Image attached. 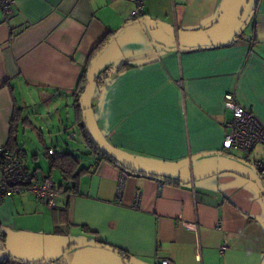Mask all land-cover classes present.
Wrapping results in <instances>:
<instances>
[{"label": "crops", "instance_id": "0c3cea01", "mask_svg": "<svg viewBox=\"0 0 264 264\" xmlns=\"http://www.w3.org/2000/svg\"><path fill=\"white\" fill-rule=\"evenodd\" d=\"M11 1L10 14L0 6V148L20 150L33 180L57 171L64 184L52 181L63 192L51 208L4 198L0 263L264 264V147L222 149L226 93L264 123V0H249L245 24L230 0H145L133 21L127 0ZM86 73L83 120L119 166L90 153L64 180L50 162L65 153L49 146V174L29 170L31 107L54 132L78 128Z\"/></svg>", "mask_w": 264, "mask_h": 264}, {"label": "built area", "instance_id": "2783aa9c", "mask_svg": "<svg viewBox=\"0 0 264 264\" xmlns=\"http://www.w3.org/2000/svg\"><path fill=\"white\" fill-rule=\"evenodd\" d=\"M127 1L134 7L128 19L133 21L140 18L145 0ZM11 4V0H0V6L7 14H10ZM223 104L229 111L230 118L224 124L226 133L222 149L238 150L248 155L257 146L264 147V123L255 116L252 109L241 106L230 92L224 95ZM47 154L54 155L53 149H49ZM254 167L258 173L264 174V163L255 162ZM0 175V203L4 198L14 194L28 193L51 208L63 192L49 178H44L40 182L33 180L24 166L23 153L20 150L0 148ZM184 226L191 231H197L196 224L187 223ZM156 264L172 263L168 260H159Z\"/></svg>", "mask_w": 264, "mask_h": 264}, {"label": "rangeland", "instance_id": "374dc122", "mask_svg": "<svg viewBox=\"0 0 264 264\" xmlns=\"http://www.w3.org/2000/svg\"><path fill=\"white\" fill-rule=\"evenodd\" d=\"M251 1L244 10L241 19H239L244 24L246 21H248V17L251 16ZM93 75L94 73H92L91 76L93 77ZM92 79H90V84L93 86V82H95V80ZM96 82H98L97 79ZM29 118L34 125V129H27V134L20 135V140L22 141L20 145L26 153L25 165L29 170L32 171L33 169L40 167L42 172H44L46 175L49 174V168L47 166L48 160L45 156L46 150L49 146H53L56 152L62 150L64 153H72L76 158H78L81 167H86L87 164L92 161L93 156L85 147L79 132V128H77L76 125L71 127V125L66 123V129H56L54 132L52 131L53 126L48 123L49 120L47 116L36 115V111L33 107L30 109ZM84 122H87V117L84 118ZM39 131L40 134H42L41 137ZM59 177L60 176L57 171L52 173V181L55 184H64V182Z\"/></svg>", "mask_w": 264, "mask_h": 264}, {"label": "trees", "instance_id": "16d2710c", "mask_svg": "<svg viewBox=\"0 0 264 264\" xmlns=\"http://www.w3.org/2000/svg\"><path fill=\"white\" fill-rule=\"evenodd\" d=\"M88 85H89V79H88V75L86 73L85 75L80 77V79L78 80V83L76 85L77 92L75 94V106H76L77 111H80V113L82 115L81 116L82 120H83V115H84V107L81 103V99H82V95L87 90ZM78 128L81 132V136L85 142L86 147L89 149V152L92 155L98 157L97 160H100V158H101L102 160L108 161L110 163H113L114 165L119 166V164L109 154H107L106 152L102 151L99 148L97 143L93 140V138L89 134L85 124H83V123L79 124ZM11 133H13V131ZM10 139H12L11 136H10ZM78 162H79L78 158H76L74 155H72L70 153H65L61 157L51 160L50 166H51V168L58 169L62 178L64 180H68V179L76 178L78 175H80L83 172H85L86 170H88L86 168H78ZM58 188L62 189L63 187L61 185ZM0 245L2 247H4V234L3 233H0ZM100 245L107 247L109 249H112L114 251H117L118 253L125 256L124 253H122L120 250H117L116 248H112L108 245H104L101 243H100ZM57 258L55 260H57ZM54 261H52V262H54ZM0 264H37V263H27V262L18 261L7 253V258L5 260H3Z\"/></svg>", "mask_w": 264, "mask_h": 264}, {"label": "water", "instance_id": "95a60500", "mask_svg": "<svg viewBox=\"0 0 264 264\" xmlns=\"http://www.w3.org/2000/svg\"><path fill=\"white\" fill-rule=\"evenodd\" d=\"M248 3H249V0H230L227 10L233 18L239 20L241 19V16L244 10L246 9ZM253 10H254V7L252 11L250 12V15L252 14ZM83 124H85L84 120H83ZM89 244L95 245L92 243H89ZM56 258L51 259L50 262L54 261Z\"/></svg>", "mask_w": 264, "mask_h": 264}]
</instances>
